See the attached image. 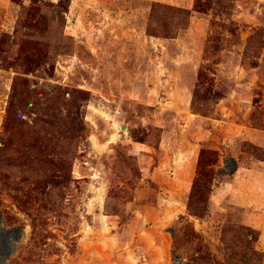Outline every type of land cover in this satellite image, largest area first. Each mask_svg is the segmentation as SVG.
Segmentation results:
<instances>
[{"label":"rangeland","instance_id":"1","mask_svg":"<svg viewBox=\"0 0 264 264\" xmlns=\"http://www.w3.org/2000/svg\"><path fill=\"white\" fill-rule=\"evenodd\" d=\"M261 232L264 0H0V264H264Z\"/></svg>","mask_w":264,"mask_h":264},{"label":"trees","instance_id":"2","mask_svg":"<svg viewBox=\"0 0 264 264\" xmlns=\"http://www.w3.org/2000/svg\"><path fill=\"white\" fill-rule=\"evenodd\" d=\"M183 15V13H181ZM202 153V151H201ZM209 172L206 174L208 175ZM202 193L200 194H197L198 196H195L193 194L190 195L189 197V200H188V209L189 211L194 214V215H198L199 213H203L204 212V209H205V205H206V201H203L201 199V195ZM247 231H248V235H251L252 237V240L250 242H256L259 238V234H254L253 230L247 228Z\"/></svg>","mask_w":264,"mask_h":264},{"label":"crops","instance_id":"3","mask_svg":"<svg viewBox=\"0 0 264 264\" xmlns=\"http://www.w3.org/2000/svg\"><path fill=\"white\" fill-rule=\"evenodd\" d=\"M253 184H251V186H252ZM256 189V188H255ZM249 203H250V205H252L251 203H252V200H251V202L249 201ZM260 245H262V247H260L263 251H264V232H261V235H260Z\"/></svg>","mask_w":264,"mask_h":264}]
</instances>
